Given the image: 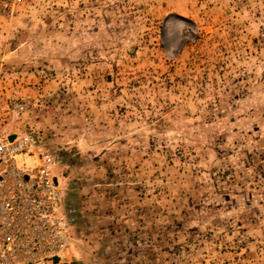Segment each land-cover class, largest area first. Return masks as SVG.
Masks as SVG:
<instances>
[{
  "label": "rangeland",
  "instance_id": "374dc122",
  "mask_svg": "<svg viewBox=\"0 0 264 264\" xmlns=\"http://www.w3.org/2000/svg\"><path fill=\"white\" fill-rule=\"evenodd\" d=\"M0 124L57 158L54 264H264V0H0Z\"/></svg>",
  "mask_w": 264,
  "mask_h": 264
},
{
  "label": "built area",
  "instance_id": "2783aa9c",
  "mask_svg": "<svg viewBox=\"0 0 264 264\" xmlns=\"http://www.w3.org/2000/svg\"><path fill=\"white\" fill-rule=\"evenodd\" d=\"M34 130L0 124V264H54L72 240L73 217Z\"/></svg>",
  "mask_w": 264,
  "mask_h": 264
},
{
  "label": "water",
  "instance_id": "95a60500",
  "mask_svg": "<svg viewBox=\"0 0 264 264\" xmlns=\"http://www.w3.org/2000/svg\"><path fill=\"white\" fill-rule=\"evenodd\" d=\"M57 260V259H56Z\"/></svg>",
  "mask_w": 264,
  "mask_h": 264
}]
</instances>
